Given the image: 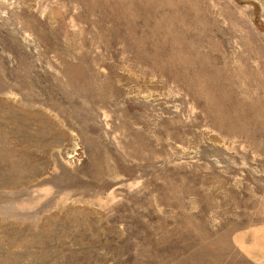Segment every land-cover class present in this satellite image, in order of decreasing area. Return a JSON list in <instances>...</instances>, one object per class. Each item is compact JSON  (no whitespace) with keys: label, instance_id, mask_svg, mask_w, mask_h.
Wrapping results in <instances>:
<instances>
[{"label":"rangeland","instance_id":"374dc122","mask_svg":"<svg viewBox=\"0 0 264 264\" xmlns=\"http://www.w3.org/2000/svg\"><path fill=\"white\" fill-rule=\"evenodd\" d=\"M0 264H264V0H0Z\"/></svg>","mask_w":264,"mask_h":264}]
</instances>
